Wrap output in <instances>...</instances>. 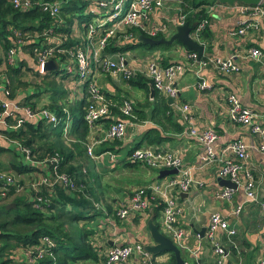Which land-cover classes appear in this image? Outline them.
Returning <instances> with one entry per match:
<instances>
[{"label":"crops","instance_id":"crops-1","mask_svg":"<svg viewBox=\"0 0 264 264\" xmlns=\"http://www.w3.org/2000/svg\"><path fill=\"white\" fill-rule=\"evenodd\" d=\"M262 3L264 7V1ZM172 9L155 10L150 15L147 26L156 24L155 18L157 17H160L158 23L167 24L168 21L174 22L181 14L185 15L186 20L187 17H193L195 13L199 12V10H195L189 14H184L177 9L172 13ZM203 9L208 16L205 19L206 27L204 31L205 33L208 32L209 35L207 37L201 36L203 31L199 36L194 37L204 46L203 55L200 59H197V62L209 63L218 58L231 59L237 68L235 73L230 75L221 74L210 63L206 66H200L191 61L188 64L190 53L178 44L165 49L137 47L126 52L115 51L110 53L106 51L107 56L112 59L123 54L126 62L131 67L137 65L146 68L154 60L160 66H165L164 64L168 66L183 65L185 71L176 80L179 94L178 98L172 101L173 104L169 103V98L161 93L154 97V91L153 94L150 92L149 87L153 88L150 81L148 89L145 90L130 87L121 78H113L100 70H97L95 74L96 84L109 102L115 106L118 102L117 99H127L135 107L136 113V116L133 115L132 120L123 121L126 124V133L118 141L120 145L116 143L114 145L113 141L105 143L104 137L107 127L100 122L89 129L87 137L86 149L92 146L95 158L87 155L88 160L82 166L81 173L87 175L89 172L87 180L95 188L97 194H99V188L102 186L106 188L109 186L110 188L117 187L116 189H109L106 194L99 196L103 215L95 217L89 225H86L92 232L89 238L91 243L95 248H99V255L103 257L114 246L140 245L144 250L145 246L152 244L147 230V221L153 219V209L149 207L150 204L147 210L142 213H134L125 221L119 220L116 215L120 208L129 204L133 191L148 188L146 193L149 199L163 203L162 211H158L160 217L159 228H157L179 249L184 264H196L197 262L200 264H213L216 260L212 242L207 236L210 216L215 213L222 215L229 222L230 227L236 231L235 235L231 237L218 232L214 238L215 242L225 250L227 264H257L264 259V213L260 204L247 202L244 189L240 186L233 190L230 200L219 198L218 194L225 189L218 182L220 163L215 161L201 167L199 156L202 155L204 148L195 138L189 135V131L193 127L197 130L210 129L214 131L217 135L214 145L215 152L220 158L227 160L235 159L234 154L229 150L231 144L236 141L244 143L247 146L248 160L243 164L240 180H245L246 174L250 173L254 194L259 202L264 201V152L258 150L260 137L254 135L248 127L235 124L229 120V103L227 100L229 95L235 96L243 108H247L257 115L258 124L264 128V21L243 14L241 8L236 6L225 7L219 4H211ZM153 15L155 18L152 21ZM247 22L257 25V28H250L244 35L232 34L240 24ZM170 29L169 37L174 32V26L171 25ZM253 48L258 49L262 54L258 60L249 56V50ZM1 57H5V53L0 49ZM52 61L56 65L53 71L63 72L61 73L63 78L55 77V79L64 88L66 99L71 103L81 100L86 94L83 85L77 82L74 74L64 76V67L68 66L66 68H70L71 65H63L55 60ZM2 70L3 67H0V74H3ZM1 77L0 75V86L5 87L4 79ZM24 78H27V81L35 79L36 82H39L31 72H25ZM200 78L205 80L210 89L200 90L197 87ZM2 98L4 99V96ZM164 99L169 107L166 112L161 103V100ZM47 100L49 102L50 97H47ZM61 103L63 102H58L59 105ZM176 104L190 107L193 122L187 124L181 120L180 114L175 108ZM170 106L173 115H170ZM156 108L160 112H156ZM63 125V136L65 138L69 133L70 122L66 131L65 124L63 123ZM8 127L10 129L7 128L3 131L16 130L12 129V126ZM150 130L154 132V134H151L152 138L156 139L158 143L149 145L147 140V142L142 141L143 135ZM4 142L0 139V144H5ZM139 143H142L140 146L142 149L170 152L178 156L183 167L189 170L192 178L189 191L182 193L177 187L165 188L171 180L177 179V174L158 179L159 171L140 162H133L129 150ZM111 148H114V150H111ZM12 149L18 152L15 148ZM18 153L22 156L24 164L31 166L34 171L16 175L7 168L10 160L9 155L0 156V174L9 177L13 183H11L12 185L3 184L0 186L6 189L10 186L14 187L11 196L13 200L17 198L21 201L41 203L43 198L39 195L34 196L31 192L39 194L42 187H45L49 189L48 193H50L51 188L48 186L33 187L43 177L51 181L54 180L55 176L51 166L49 164L32 165L22 153ZM30 160H32L31 157ZM2 168L7 169L1 170ZM57 172L73 182L72 176L67 172L60 170V168H57ZM123 178H126V180H123ZM120 179L122 181L118 182ZM157 186L162 190H166L168 196L176 198L178 208L176 226L185 232V249L179 248L170 235L161 228L160 221L165 204L163 199L151 190V188ZM61 187L65 189L64 186ZM3 188L0 189V206L7 204V206L13 205V208H15L14 203L6 202L11 199H6ZM240 205L242 206L240 214L233 216V210ZM34 207L38 206L35 204ZM10 209L12 208L6 210ZM83 224L84 222L80 223V225ZM201 231H203L202 236L200 235ZM19 252L23 254L22 249ZM133 259L136 263L139 262L140 253H135ZM175 263V256L174 262H171V256L168 253L161 255L149 254V264ZM77 264L85 263L79 262ZM86 264L92 263L88 262Z\"/></svg>","mask_w":264,"mask_h":264},{"label":"trees","instance_id":"trees-1","mask_svg":"<svg viewBox=\"0 0 264 264\" xmlns=\"http://www.w3.org/2000/svg\"><path fill=\"white\" fill-rule=\"evenodd\" d=\"M28 1L30 3L29 9L22 10L14 7L13 0H0V49L6 53L8 49L15 47V39L20 38L22 40L16 55L17 65L10 66L6 62V56L1 57L0 67H3V74L0 75L4 79L5 89L9 91L8 99L10 101L16 103L20 108H29L33 111L48 109L59 116H63L64 109H67L71 116L70 129L68 135L64 138V125L62 122L52 125L42 120L30 121L25 119L20 112H17L16 118L22 121L19 128L13 131L2 130L1 134L17 142L22 148L28 149L31 159L36 162H42L57 156L59 160L57 168L72 176L74 187L64 189L56 185L50 189V193H48L49 189L45 187H42L39 194L31 192L32 195H39L43 198V201L38 203L21 201L17 198L13 200L11 196L14 187L10 186L6 189L0 186V189L5 190L6 199H11L10 203L15 204V208L10 210L5 209L7 204L0 206V264H30L24 254H20L19 250L37 245L43 237L50 238L56 246L55 249L47 250V253L44 252L41 258L36 259L34 264H77L79 262L103 264L106 258L99 255V248H95L91 243L89 238L92 232L86 226L95 217L103 215L100 195L96 193L95 188L87 180L89 172L87 175L81 173L82 166L88 160L86 143L89 128L84 115L89 100L85 94L81 100L74 103L69 102L66 99L64 88L55 79V77L63 78L61 75L63 72L53 71L40 75L37 71L35 58V49L40 47L54 48L55 52L58 50L73 51L83 44L86 25L94 18H99V16L87 11L92 0ZM52 2H58L60 5V9L55 16L42 12V3ZM180 2L181 7H178V9L181 13L189 14L192 11L199 10L193 17L186 18L185 21L189 24L205 20L208 16L203 8L218 3L215 0H180ZM96 11L100 13L99 10ZM127 33L132 35L131 40H123L124 35L118 40L120 34H117L116 37L110 40L106 51L110 53L115 51L126 52L137 47L165 49L178 44L147 46L138 41L139 35L147 36L144 32L138 29H130L127 30ZM203 35L207 37L209 33L204 31L201 36ZM160 38L164 37L161 35L152 37L154 40ZM53 60L59 64L68 65L70 56L55 53ZM73 68H75V65H73ZM25 72L34 74V78H37L39 82L25 81ZM69 75L66 72L64 73V76ZM74 76L79 81L77 75L74 74ZM124 82L130 87L147 90L149 80L142 75H136ZM43 84L44 87L41 88L40 85ZM30 85H34L35 90H25ZM83 88H85V85H83ZM157 94L159 92L154 89V97ZM47 97H50L49 102ZM45 98L46 100H44ZM123 100L117 99L118 102L115 106L111 103L109 115L99 122L104 123L108 128L115 121L132 120L133 118L123 116L119 111V106ZM59 101L63 103L59 105ZM161 103L166 112L169 109L167 101L164 99L161 100ZM155 111L160 112L157 108ZM133 113L136 116L135 107H133ZM170 115H173L171 106ZM5 121L8 126H14L17 123L11 117H7ZM151 134H154L152 130L144 134L142 141L147 140L148 142H146L149 145L158 143L156 139L152 138ZM118 141V139L113 140V144L120 145ZM4 143L0 144V156L9 155L8 169L16 175L34 171L31 166L24 164L22 156L12 149V146L6 142ZM141 144L139 143L129 150L130 157L135 149L140 148ZM111 150H114V148H111ZM0 185L3 184L0 183ZM148 200L149 207L153 209V223L159 228L160 214L158 211H162L163 203L150 200L149 196ZM35 204L38 207L35 208ZM96 205H99L100 208ZM82 222L84 224L80 225ZM168 254L171 256V262H174L173 254Z\"/></svg>","mask_w":264,"mask_h":264},{"label":"built area","instance_id":"built-area-1","mask_svg":"<svg viewBox=\"0 0 264 264\" xmlns=\"http://www.w3.org/2000/svg\"><path fill=\"white\" fill-rule=\"evenodd\" d=\"M179 0H92V3L87 8L88 13L98 14L99 18H94L89 24L86 25L85 38L83 44L78 46L73 51L58 50L55 52L54 48H37L35 49L36 67L40 75L46 73L44 66L49 60H53L55 53L68 54L70 56L69 64L70 68L64 67L63 71L68 74H76L77 81L81 85H85L87 99L89 104L86 107L84 119L89 129H92L100 120L106 118L110 113V107L112 106L104 95L100 88L96 84L95 74L97 70L110 75L113 78H121L123 81H128L134 78L136 75H142L146 77L153 85V88L159 93L165 95L167 98L175 101L178 98L179 90L176 87V80L178 76L182 75L185 71L183 65H171L160 66L155 60L146 68L133 65H128L123 54H120L117 58H109L106 53L107 45L110 40L116 37L118 40L124 35L123 40L129 41L132 39V35L127 33V30L138 29L144 32L149 38L156 36H163L167 39L170 35V26L174 28L177 25H181L185 22V15H179L174 22L167 24H152L147 26L150 15L155 10L162 9H178L180 5ZM14 7L16 9H29L30 3L28 0H13ZM262 4L258 6H245L234 5L225 7H237L241 8L243 14H248L251 17L260 18L264 21V7ZM42 12L48 13L50 16H55L60 5L58 2L42 3ZM222 6V5H221ZM96 10H99L98 13ZM172 23V24H171ZM206 27V21L202 20L197 23L196 28L193 30V37L199 36ZM250 28H257V25L252 23L240 24L236 31L232 34L244 35ZM15 47L8 49L5 53L6 62L10 66H16V55L18 53V46H20L21 39H15ZM249 56L258 60L262 54L258 49L249 50ZM189 59L197 63L200 66L210 65L215 68L219 73L230 75L237 71L234 62L231 59H215L212 62H197V54L192 53L188 55ZM68 64V65H69ZM75 65V68H73ZM74 70V71H72ZM7 83V81H6ZM197 87L200 90H208L210 86L204 79L200 78V82L197 83ZM4 96V99L2 98ZM9 91L5 87L0 86V139L8 143L18 152L22 153L26 160L32 165H46L52 166L54 173V180L51 181L48 178H41L39 183L34 185L36 188L41 185L48 186L50 188L61 185L65 188L72 189L74 187L66 176L60 175L57 172L58 158L52 157L42 162H35L30 160V152L26 148H22L20 144L8 139L4 134H1L2 130H6L8 127L5 119L11 117L17 123L12 126V129L19 128L22 121L17 117V112H20L27 120H42L48 124L57 125L60 122L65 124V131L68 129L70 122V114L67 109H64V115L58 114L48 109H36L35 111L29 108H20L16 103L8 99ZM229 120L235 124H240L249 128V130L260 137V145L258 150L264 152V128L257 122V115L247 108H243L237 98L233 95H229ZM173 104V103H172ZM175 104V103H174ZM180 114L181 120L187 124L193 122L190 107L187 105L175 106ZM119 111L123 116L133 118V106L131 102L124 99L120 106ZM7 125V126H6ZM10 129V128H9ZM126 133V124L123 121H115L108 126L105 132L104 139L106 141L120 140ZM189 135L195 138L199 144L204 148L203 153L199 156L200 166L205 167L215 161L220 163L218 169V177L220 179L229 180L237 187L240 186L244 189L246 201L252 203H259L261 210L264 213V201L259 202L254 194L253 184L251 183L250 173L246 174V179L240 180V173L243 170V164L248 160L247 146L241 141H236L231 144L229 150L234 154L235 159L227 160L220 158L214 149L217 135L214 131L197 130L195 127L191 128ZM87 155L91 158H95L93 154V147L87 148ZM131 160L140 162L145 166L161 170L176 169L177 179L171 180L169 184H166L165 188L177 187L182 193H187L192 184V178L189 170L183 167L182 161L178 156L170 152L158 151L154 149H135L131 155ZM0 183L4 185L11 184V179L4 174H0ZM13 184V183H12ZM11 184V185H12ZM148 188H140L132 192L129 199V204L120 208L116 215L121 221L127 220L128 217L134 213H142L147 210L149 206V200L147 196ZM155 195L160 196L164 201V209L161 216V228L163 231L170 235L171 239L176 245L185 249L184 244L185 232L176 226V215L178 212L176 198L168 196L166 190H162L159 186L151 188ZM232 189L225 188L219 194V198L230 200L232 197ZM242 210V206H237L233 210V216H238ZM222 232L227 237L234 236L236 231L230 227L229 222L225 220L219 213L212 214L209 219L207 236L212 242V247L216 255V260L213 264H227L225 250L215 242L214 238L216 233ZM56 244L48 237L40 239L39 243L35 246L28 247L23 250L24 257L28 259V262L34 264L36 259L42 257L47 253V250L55 249ZM140 253V261L135 262L133 257L135 253ZM105 262L103 264H149V253L142 250V246L136 245H122L114 246L108 250L105 256ZM196 264H200L197 262ZM257 264H264V259L260 260Z\"/></svg>","mask_w":264,"mask_h":264},{"label":"water","instance_id":"water-1","mask_svg":"<svg viewBox=\"0 0 264 264\" xmlns=\"http://www.w3.org/2000/svg\"><path fill=\"white\" fill-rule=\"evenodd\" d=\"M218 2L217 4L222 6H234V5H245V6H258L262 4L264 0H215ZM197 23L189 24L188 22H184L181 25H177L174 28L173 34L168 38H160L158 40H154L152 38L139 35L138 41L147 46H157V45H173L174 43L180 44L182 47L186 48L188 51L197 54V59H200L204 52V46L200 44L193 37V30L196 28ZM56 65L52 60L46 62L44 66V71H53L55 70ZM150 92L153 94V88L150 86ZM169 103H172V100H168ZM178 171L176 169L172 170H161L158 172V179H164L168 176L176 175ZM219 184L228 189H236L237 186L230 182L229 180H224L218 178ZM13 205H9L6 209L13 208ZM147 230L149 232L150 238L152 240L151 245H147L144 247V250L151 254H163V253H172L175 256L176 263L175 264H184L183 260L180 257L179 249L173 244V242L163 235L157 228V226L153 223V219H149L147 221ZM203 231L200 232L202 236Z\"/></svg>","mask_w":264,"mask_h":264},{"label":"rangeland","instance_id":"rangeland-1","mask_svg":"<svg viewBox=\"0 0 264 264\" xmlns=\"http://www.w3.org/2000/svg\"><path fill=\"white\" fill-rule=\"evenodd\" d=\"M177 7H181V5L180 6H177ZM176 11V9H172V13L173 12H175ZM154 15H153V17L151 18L152 19V21L154 20ZM158 19H160V17H157V18H155V23L157 24L158 23ZM168 23H170L169 21H168ZM174 46V45H173ZM172 46V47H173ZM145 48V47H144ZM191 63V60L189 59V62H188V64H190ZM24 80L25 81H27V78H24ZM31 81H33V82H35V83H37L36 81H35V79H30ZM66 84H68L67 82H66ZM62 86V85H61ZM37 87V86H36ZM40 87L41 88H43L44 87V84L43 85H40ZM31 89H34L35 90V86L34 85H30L29 87H27L25 90H31ZM123 180H126V178H123ZM122 180L120 179L118 182H121ZM118 186H120V185H118ZM117 187H111L110 188V186L109 187H104V186H102V187H100L99 188V195H101V194H106L107 193V191L109 190V189H116ZM11 200H7L6 202H10ZM96 206H98V208H100L99 207V205H96ZM100 210V209H99Z\"/></svg>","mask_w":264,"mask_h":264}]
</instances>
